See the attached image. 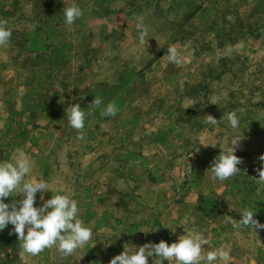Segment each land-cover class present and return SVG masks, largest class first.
Here are the masks:
<instances>
[{"label":"rangeland","instance_id":"374dc122","mask_svg":"<svg viewBox=\"0 0 264 264\" xmlns=\"http://www.w3.org/2000/svg\"><path fill=\"white\" fill-rule=\"evenodd\" d=\"M72 2L0 0L12 30L0 46V161L23 150L25 180L46 181L45 200L73 194L93 236L66 257L56 247L31 255L9 224L0 264H108L125 243L192 231L208 250L230 249V264H264V229L235 226L245 210L264 223V0H75L83 15L68 25ZM94 97L103 104L92 111ZM75 103L90 113L83 139L68 121ZM108 103L115 116L101 115ZM241 136V171L210 179L214 158Z\"/></svg>","mask_w":264,"mask_h":264},{"label":"clouds","instance_id":"9594fccd","mask_svg":"<svg viewBox=\"0 0 264 264\" xmlns=\"http://www.w3.org/2000/svg\"><path fill=\"white\" fill-rule=\"evenodd\" d=\"M82 15L83 10L75 0L64 8V19L68 25L73 24ZM7 23L0 20V46L7 44L12 36V30L8 28ZM137 28L141 42H147L150 36L142 18L138 21ZM167 52L169 62H180L176 48L171 47ZM102 104L101 97H94L88 107L95 111ZM117 112V106L108 103L101 115L115 116ZM89 114L79 103H75L67 114L70 126L80 133V139H83L85 120ZM227 120L231 128L240 127V117L237 113H229ZM205 122L216 126L220 120L208 114ZM241 139L242 136L233 139L231 150H221L214 158L208 168L210 179L226 181L241 171L238 165L243 161L235 154ZM259 159L262 162V167L258 169L259 178L264 182V154H261ZM32 167V161L23 150L18 151L14 162L0 161V231L11 224L17 239L22 242L21 248L27 254L37 255L46 248L56 247L62 256L72 255L91 240L92 228L79 218L78 202L73 198V194L60 189L56 195H51V198L45 200L44 193L51 190L48 183L39 178L25 180ZM38 193L43 203L36 206ZM12 195H19L20 199L6 203L5 199ZM240 213L241 218L237 220L236 227H251L253 231L264 229V223L254 218L255 211L245 210ZM208 248L209 240L206 236L201 231H192L180 235L172 243L164 240L158 243L146 242L143 245L125 243L123 251L113 256L108 264H149L150 257L152 264H230V249Z\"/></svg>","mask_w":264,"mask_h":264}]
</instances>
